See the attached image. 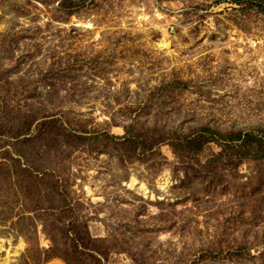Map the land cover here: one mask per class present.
Listing matches in <instances>:
<instances>
[{
	"label": "rangeland",
	"instance_id": "374dc122",
	"mask_svg": "<svg viewBox=\"0 0 264 264\" xmlns=\"http://www.w3.org/2000/svg\"><path fill=\"white\" fill-rule=\"evenodd\" d=\"M0 264H264V0H0Z\"/></svg>",
	"mask_w": 264,
	"mask_h": 264
},
{
	"label": "bare ground",
	"instance_id": "6f19581e",
	"mask_svg": "<svg viewBox=\"0 0 264 264\" xmlns=\"http://www.w3.org/2000/svg\"><path fill=\"white\" fill-rule=\"evenodd\" d=\"M131 185H134L135 184V181L134 180H131ZM141 187H143V186H141Z\"/></svg>",
	"mask_w": 264,
	"mask_h": 264
}]
</instances>
